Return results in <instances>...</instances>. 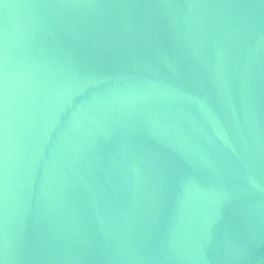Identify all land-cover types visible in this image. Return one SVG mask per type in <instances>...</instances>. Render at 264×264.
I'll return each mask as SVG.
<instances>
[{
  "label": "water",
  "instance_id": "1",
  "mask_svg": "<svg viewBox=\"0 0 264 264\" xmlns=\"http://www.w3.org/2000/svg\"><path fill=\"white\" fill-rule=\"evenodd\" d=\"M0 264H264V0H0Z\"/></svg>",
  "mask_w": 264,
  "mask_h": 264
}]
</instances>
